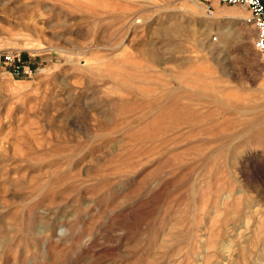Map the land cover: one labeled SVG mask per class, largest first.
I'll use <instances>...</instances> for the list:
<instances>
[{
  "label": "rangeland",
  "instance_id": "rangeland-1",
  "mask_svg": "<svg viewBox=\"0 0 264 264\" xmlns=\"http://www.w3.org/2000/svg\"><path fill=\"white\" fill-rule=\"evenodd\" d=\"M248 18L217 0H0V55L33 71L0 67V264H264Z\"/></svg>",
  "mask_w": 264,
  "mask_h": 264
},
{
  "label": "built area",
  "instance_id": "built-area-1",
  "mask_svg": "<svg viewBox=\"0 0 264 264\" xmlns=\"http://www.w3.org/2000/svg\"><path fill=\"white\" fill-rule=\"evenodd\" d=\"M219 3L228 6H241L248 13V21L255 30V38L253 40V48L264 57V0H217ZM17 56L12 53H2L0 55V67L10 68L11 75L31 76L33 71L23 66Z\"/></svg>",
  "mask_w": 264,
  "mask_h": 264
},
{
  "label": "bare ground",
  "instance_id": "bare-ground-1",
  "mask_svg": "<svg viewBox=\"0 0 264 264\" xmlns=\"http://www.w3.org/2000/svg\"><path fill=\"white\" fill-rule=\"evenodd\" d=\"M196 82V81H195ZM194 82V83H195ZM197 84V83H195ZM204 87V86H203ZM205 89H208V87H206ZM222 96V95H221ZM223 101V100H222ZM220 102L221 105L225 104L223 102ZM217 102V101H216ZM229 108L234 110V106H232L231 104H228ZM173 108V107H172ZM236 110V109H235ZM256 120V119H255ZM259 120L253 121L251 122V126L256 128L255 133L252 134V136L249 138L250 140H252L253 142L256 143H260V144H264V125H260L257 124ZM232 126V125H231Z\"/></svg>",
  "mask_w": 264,
  "mask_h": 264
}]
</instances>
